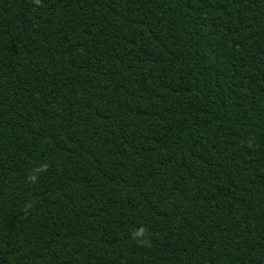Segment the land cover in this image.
Masks as SVG:
<instances>
[{"label":"trees","instance_id":"trees-1","mask_svg":"<svg viewBox=\"0 0 264 264\" xmlns=\"http://www.w3.org/2000/svg\"><path fill=\"white\" fill-rule=\"evenodd\" d=\"M0 264H264V0H0Z\"/></svg>","mask_w":264,"mask_h":264}]
</instances>
